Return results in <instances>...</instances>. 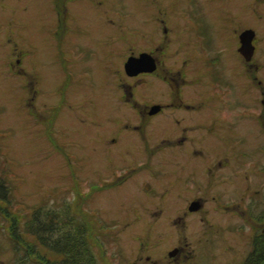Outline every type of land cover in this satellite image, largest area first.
Returning <instances> with one entry per match:
<instances>
[{
    "label": "flooded vegetation",
    "instance_id": "flooded-vegetation-1",
    "mask_svg": "<svg viewBox=\"0 0 264 264\" xmlns=\"http://www.w3.org/2000/svg\"><path fill=\"white\" fill-rule=\"evenodd\" d=\"M30 4L48 19L59 42L82 34L84 41L76 44L81 52L99 44L93 36H109L97 26L110 23L117 34L126 30L124 22H132L123 65L132 85L120 96L131 114L115 109L109 120L117 122L116 130L99 133L100 168L78 158L69 172L67 205L82 214L70 212L72 222L79 220L85 229L91 224L100 264H125L124 258L113 260L125 251L114 240L121 232L140 238L143 249L142 232L147 240L170 230L176 240L170 248L160 255L138 252L126 264H212L217 230L250 220L240 204L250 196L247 204L256 206L264 157L257 146L235 152L233 136L215 148L209 164L197 148H211L208 129L231 125V94L244 95L249 85L262 104L257 118L264 133V66L256 58L264 54V0H21L23 9ZM142 83L147 93H134ZM84 165L96 179L85 178ZM257 217L253 222L261 226L264 213Z\"/></svg>",
    "mask_w": 264,
    "mask_h": 264
},
{
    "label": "rangeland",
    "instance_id": "rangeland-1",
    "mask_svg": "<svg viewBox=\"0 0 264 264\" xmlns=\"http://www.w3.org/2000/svg\"><path fill=\"white\" fill-rule=\"evenodd\" d=\"M5 1V7H0V264H15L23 256L14 251L16 226L21 229V224L37 207L59 208L63 217L67 216L62 212L72 203L69 192L72 166L78 158H83L88 166L100 168L99 133L116 130L113 126L117 122L109 120L115 109L120 115L122 112L131 114L120 96L126 92L127 85H132L123 69L131 49L129 26L132 22L123 21L121 25L126 30L117 34L110 23L97 26L99 32L101 28L111 37L95 35L99 44L81 52L76 51V44L84 41L82 34L70 33L59 42L48 19L42 20L35 14L32 4L23 9L21 0ZM118 38L122 42L112 46V41ZM256 58L264 66V54L258 53ZM234 75L242 81L238 70ZM133 90L136 94L147 93L145 83ZM255 92L251 85L243 91L244 95L232 92L228 108L232 112L228 119L231 125L208 129L206 138L212 145L208 146L209 150L197 148L201 150V154L197 153L201 159L209 164L215 148L226 140L231 141L232 136L235 152L238 147L251 151L257 146L264 157V133L257 118L262 104L258 103ZM230 156L233 157L232 153ZM87 165H84L85 178L96 179ZM258 167L262 169L264 165ZM262 181L259 198L255 197L256 206L247 204L250 196L240 204L250 220L217 230L216 245L212 244L217 249L212 264H241L250 252L253 235L259 227L253 220L258 221L260 211L264 213V178ZM120 204L118 199L116 205ZM75 212L82 217L80 212ZM90 225L87 224L89 240L86 241L93 251L92 257L100 264L101 250L97 249L96 239L93 240L96 232ZM142 234L146 246L143 249L140 238L121 232L114 240L122 244L125 251L122 255L116 254L113 260L118 262L124 258L126 264L144 250L160 255L163 247L170 248L176 243L171 230L170 235L166 233L163 237H156L154 232L147 240ZM25 239L30 244L36 242L30 235ZM189 239L196 246V236ZM111 241L113 239L107 242ZM39 253L52 261L61 258L44 249Z\"/></svg>",
    "mask_w": 264,
    "mask_h": 264
},
{
    "label": "trees",
    "instance_id": "trees-1",
    "mask_svg": "<svg viewBox=\"0 0 264 264\" xmlns=\"http://www.w3.org/2000/svg\"><path fill=\"white\" fill-rule=\"evenodd\" d=\"M53 208L37 207L30 213L29 219L21 224V229L20 226H16L14 251L23 256L15 264H94L95 259L88 248L84 225L79 220L72 222L74 216L73 218L68 216L69 209L66 208L62 212L67 215L63 217L59 208ZM9 232L11 234L10 230ZM26 235L32 236L36 242L30 244L25 239ZM41 249L48 253L58 254L61 258L52 261L40 255ZM263 262L264 223L255 230L252 248L241 264H261Z\"/></svg>",
    "mask_w": 264,
    "mask_h": 264
},
{
    "label": "water",
    "instance_id": "water-1",
    "mask_svg": "<svg viewBox=\"0 0 264 264\" xmlns=\"http://www.w3.org/2000/svg\"><path fill=\"white\" fill-rule=\"evenodd\" d=\"M132 60H134V59H131V58H130V59L128 60V62H127V67H131L130 64L132 63ZM135 60H136V59H135ZM262 264H264V262H263Z\"/></svg>",
    "mask_w": 264,
    "mask_h": 264
}]
</instances>
